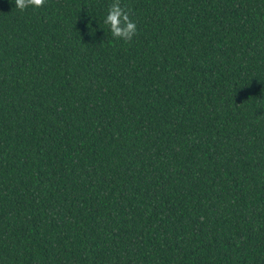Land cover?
Here are the masks:
<instances>
[{
	"label": "trees",
	"instance_id": "16d2710c",
	"mask_svg": "<svg viewBox=\"0 0 264 264\" xmlns=\"http://www.w3.org/2000/svg\"><path fill=\"white\" fill-rule=\"evenodd\" d=\"M0 264H264V0H0Z\"/></svg>",
	"mask_w": 264,
	"mask_h": 264
}]
</instances>
